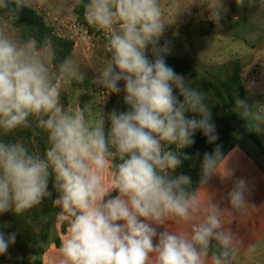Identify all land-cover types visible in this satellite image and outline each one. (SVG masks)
I'll list each match as a JSON object with an SVG mask.
<instances>
[{"label": "clouds", "instance_id": "9594fccd", "mask_svg": "<svg viewBox=\"0 0 264 264\" xmlns=\"http://www.w3.org/2000/svg\"><path fill=\"white\" fill-rule=\"evenodd\" d=\"M234 2L243 8L258 0ZM80 4L87 25L108 34L110 58L93 82L109 94L123 93L125 108L88 117L84 108H65L62 86L80 75L71 56L56 64L47 39L18 40L0 30V134L30 128L29 117L47 133L43 155L0 138V216L37 207L53 195L51 185L57 215L67 222L54 264H227L237 249L220 205L192 190L189 175H175L192 159L181 150L198 132L215 144L203 155L200 184L219 172L223 145L216 143L206 93L166 62L160 0ZM29 6L28 0H0V12ZM190 6L206 10L218 28L228 12L225 0H190ZM235 104L247 130L264 134V102L237 98ZM221 178L231 181L229 206L245 208L251 181L233 172ZM170 222L190 224V231H172L165 227ZM8 227L0 224V256L12 260L17 233L6 234ZM254 252L253 245L248 253ZM35 259L28 257V264Z\"/></svg>", "mask_w": 264, "mask_h": 264}, {"label": "rangeland", "instance_id": "374dc122", "mask_svg": "<svg viewBox=\"0 0 264 264\" xmlns=\"http://www.w3.org/2000/svg\"><path fill=\"white\" fill-rule=\"evenodd\" d=\"M30 7L35 8L54 27L56 33L74 41L72 59L79 70V78H73L64 84L61 90V103L65 108L77 107L86 109L85 115L106 116L112 109L124 110L123 93L109 94L100 83L93 82L106 66L110 53L107 50L108 34L102 30L93 29L89 32L81 24L75 8L80 0H62L63 7L58 10L60 0H28ZM228 12L222 21V27H217L206 10L191 8L190 0H160L163 13L162 21L165 32L160 40L162 46L169 43L170 52L165 59L191 60L193 71H186L198 77H207L223 63L239 59L243 64L242 80L247 94L244 99L264 102V0L252 7L245 5L238 8L234 0H225ZM0 30L13 39H17L18 30L11 23L8 14L0 15ZM52 54L51 46H48ZM53 78L57 72L52 66ZM188 76V75H187ZM122 86V85H121ZM237 110V108H235ZM30 128L18 129L14 134L2 135L5 142L20 141L29 147L30 151L42 155V138L47 133L38 125V118L29 117ZM236 135L241 139L252 155L264 168V153L238 128ZM264 145V134H259ZM178 171L175 175H179ZM0 216V224L8 222L11 228L14 213ZM64 219L58 217L60 227ZM12 261L23 257L19 262L28 260L30 254L13 245L9 249ZM4 257V256H0ZM7 259V257H4Z\"/></svg>", "mask_w": 264, "mask_h": 264}, {"label": "trees", "instance_id": "16d2710c", "mask_svg": "<svg viewBox=\"0 0 264 264\" xmlns=\"http://www.w3.org/2000/svg\"><path fill=\"white\" fill-rule=\"evenodd\" d=\"M78 19L89 32L94 28L87 25L83 19L82 5L80 2L75 8ZM8 14L11 18L12 25L17 28L18 40H25L29 37L35 38L39 43L43 44L47 39L48 46H51L55 54V63L59 64L66 56H71L74 50V41L56 33L53 26L49 25L44 17L33 7H26L21 10L2 11L0 15ZM166 62L177 73L183 74L185 77L195 81L194 87L198 86L207 95L206 103L210 106L213 113V120L217 126L219 139L216 143L223 145L222 162L231 150L242 144L241 139L236 135V130L240 128L246 139L251 140L262 153H264V145L258 134L249 132L245 127V123L237 115L235 100L237 98L244 99L247 90L242 80L243 64L239 59L229 60L222 65L216 67L212 72H208L207 77H198L186 71H193L194 67L191 60L182 59H166ZM57 72L56 67L53 65ZM188 75V76H187ZM195 143L182 149L181 151L188 154L192 159L184 160L179 168L178 173L189 175L192 178V190L195 184L201 179V162L204 153H211L215 148V144H208L206 138L201 133H197L194 137ZM42 155L47 146V135L42 140ZM174 147V146H173ZM51 197H46L40 205L26 211L20 216L13 214L11 228L8 231L16 232L17 239L15 246L25 250L36 259L31 264H41L42 257L51 242L57 247L61 242L60 237L56 234V220L59 212L58 206L54 204L56 196L55 191ZM8 217V214H5ZM67 222L63 220L60 225L61 233H64ZM216 249L213 247L209 250L211 254ZM28 264V260L24 262H14L4 257L0 258V264Z\"/></svg>", "mask_w": 264, "mask_h": 264}, {"label": "crops", "instance_id": "0c3cea01", "mask_svg": "<svg viewBox=\"0 0 264 264\" xmlns=\"http://www.w3.org/2000/svg\"><path fill=\"white\" fill-rule=\"evenodd\" d=\"M219 172L206 184H195V189L202 196L218 203L222 209L223 228L231 230L234 246L237 251L227 264H264V168L252 153L243 146H235L225 159L219 163ZM228 172H233L235 177H245L251 181V194L247 198V205L240 210L232 209L227 201V192L231 188V181L221 177ZM59 209V207H58ZM59 217V216H58ZM57 217V220H58ZM56 220V234L63 239L60 227ZM198 221H193V223ZM190 224L168 223L165 227L172 231H190ZM255 252L248 253L251 246ZM209 252V258L211 257ZM60 256L59 247L53 242L47 247L41 264H54ZM10 264V263H2Z\"/></svg>", "mask_w": 264, "mask_h": 264}]
</instances>
